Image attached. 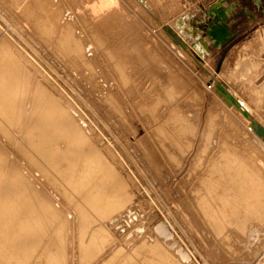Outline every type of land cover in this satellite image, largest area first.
Segmentation results:
<instances>
[{
    "label": "bare ground",
    "instance_id": "6f19581e",
    "mask_svg": "<svg viewBox=\"0 0 264 264\" xmlns=\"http://www.w3.org/2000/svg\"><path fill=\"white\" fill-rule=\"evenodd\" d=\"M53 2L36 0L34 7H30L25 0H13L10 7L23 11L29 18L48 14L34 27L38 37L52 45L55 59L70 69L68 88L72 101L46 74L34 67L13 40L0 38V142L10 134H18L13 147L26 160L25 169L29 170L36 163L43 169L39 186L32 180L33 171L26 173L16 168L5 145L0 143V182H3L0 264H194L190 252L176 240L166 222L155 212L148 211L151 206L146 208L135 198L134 182L122 159L131 161L132 170H138V166L135 161L136 165L131 164L133 156L131 160V156L126 158V143L119 146L114 140L104 142L75 106L74 100L91 117L97 115L96 111L86 108L90 103L81 89L88 88L85 83L81 84L80 76H85L89 89L97 91L115 113L124 116V110L129 108L136 114L151 116L160 142H140L143 161L151 173L161 175L162 169L168 168L172 184L180 191L177 200L191 220L202 223L217 239L224 236L223 240H229L234 228V234L236 230L248 233L250 239L258 238V228L249 225L254 221L264 222V183L249 153L228 145H210L214 135L209 133L212 132L209 128L204 138L206 145L194 159L187 160L188 143L194 139L192 128L186 125L191 122L183 114H177L183 111L179 105L169 119L163 120L157 115L163 102L176 99V92L170 88L145 89L137 84L130 74L123 47L107 30V22L115 21L110 14L112 9L104 10L108 15L102 17V22L78 32L72 21H62L58 8H51ZM223 7L230 10L231 3L229 6L223 3ZM12 10L3 14L10 17ZM206 10L202 18L186 14L163 25L171 43L178 45L180 52L189 44L198 51L194 58L199 62L212 52V40L202 32L209 22ZM220 76L213 78L217 93L246 120L253 118L239 96L240 91L231 84L233 78H228L230 82L226 79L229 76ZM112 80L116 81L119 95L126 100L128 95L133 96L128 105L118 103L109 85ZM163 91L164 95H160ZM251 124L264 143V126L254 119ZM103 129V135L110 139ZM218 146L219 149L211 151ZM184 163H188L186 168ZM161 165L164 167L160 170ZM132 210H136L135 213L147 211L141 221L147 220L150 227L147 232H140L141 237H122L110 220L122 212L130 214ZM72 212L75 216L70 219L68 214ZM143 225L144 222L139 226ZM231 243L228 246L232 247ZM262 262L259 263L264 264Z\"/></svg>",
    "mask_w": 264,
    "mask_h": 264
},
{
    "label": "rangeland",
    "instance_id": "374dc122",
    "mask_svg": "<svg viewBox=\"0 0 264 264\" xmlns=\"http://www.w3.org/2000/svg\"><path fill=\"white\" fill-rule=\"evenodd\" d=\"M11 1L13 0H0V38L5 36L13 40L23 54L30 59L34 67L46 74L57 89L72 101V95L68 88V81L72 74L70 69L55 59L52 45L38 37L37 29L34 27L43 22L48 14L31 15L29 13L31 15L29 18V15L23 11L17 12L16 7L13 8L11 5V8ZM25 1L29 3L30 7H34L36 0ZM50 1H54L51 3V8H58L62 21H72L78 28V32L102 22V17L108 15L104 10L111 8L110 14H113L115 21L107 22V30L118 39L115 42L123 47L128 64H130V74L137 80V84L145 89L166 90V88H170L176 92V99L169 103L163 102L160 105L161 108L157 109V115H160L163 120L169 119L175 115V107L178 105L182 107L179 109L183 111L177 114H183L187 121L191 122V125H186L187 128H192L191 132L194 135L193 142L188 143L190 150L187 153V160L194 159L201 147L206 145L204 138L210 128L212 132L209 133L214 135V137L212 136L214 142H211L210 145H228L236 147L235 149L244 153H249L252 158L250 160L259 167L258 172L263 177L262 183H264V143L258 139V135L252 127L253 118L249 119V123V120L247 119V121L239 110L226 103L225 98L217 93L213 85V78L215 79L216 75L219 77L221 73H226L220 77L233 78L232 82L228 79L231 84L234 83L233 85L247 99L253 98L252 101L255 100L260 106L261 112H264V50L262 49L264 42H259V40L264 41V15H259L255 20L249 17V13H252L251 11L257 7L253 0H233V3L222 0L226 6L231 3L228 23L232 32H235V37L223 46L212 48L211 54L201 62L195 60L194 55L198 56V51L191 44L180 52L179 46L171 43L163 25L173 23L178 16L186 14L202 18L205 15V10L219 0H145L147 2L145 4L138 0ZM4 6H8L6 7L8 10L3 9ZM10 10L15 13H10L12 14L10 17L13 18L3 14ZM202 32L205 34L204 30ZM258 35H261L263 40L259 39ZM255 41L258 45L255 44ZM248 44L252 45L248 46ZM239 47L242 48V55L240 54L237 58L236 49ZM233 67H235L234 70ZM230 69L235 72L233 73L235 76ZM75 78L78 84L85 83L88 88L81 89V93L84 94L87 103H90V107L86 106L87 110L97 112L96 121L74 100L75 106L84 114L88 124L95 128L96 133L103 138L104 142L109 143L114 140L119 146L123 142L126 143L124 145L126 146V158L131 156L130 159L133 156L131 164L136 162L138 170L130 169L131 161L127 162L122 159L121 155L120 158L134 182L135 198L146 208L151 206L152 208L148 211L152 214L155 212L160 219L166 222L176 240L190 252L194 264H256V262L260 264L263 261L264 222L250 223V227L253 226L260 231L259 237L254 240L248 237V233H237L238 231L235 230L234 234L235 228L231 229L232 233H229V236L233 234L231 238L235 237L234 241L230 240V237H228L229 240H223L224 236H222L223 239L213 237L210 229L198 221L191 220L190 215L188 216L180 206L177 200L180 191L172 184L168 168L162 169L164 166L161 165L160 170L163 171L161 175H159L160 172L159 174L151 173L147 169L143 161V148L140 147V142L142 144H148L151 141L152 144L160 142L154 124H151V116L147 113L136 114L129 108L124 110V116H121L106 106L97 91L89 89L88 85L90 84L85 82L87 81L84 80L85 76L79 77L80 82L78 76ZM109 85L119 99L118 103L128 105L129 98L131 99L133 96L128 95V100H126V97L119 95L114 80L110 81ZM161 94L164 95V91ZM182 104L186 106L184 107ZM254 116L255 119H260V115L255 114ZM103 128H105L104 132L107 130L109 133L107 136L110 139L103 135ZM17 139L18 134H10L4 137L0 143L5 145L13 165L25 170L26 173L30 170L33 171L32 180L40 186L43 169L39 163L29 170L25 169L26 160L13 147ZM219 146L211 148V151L219 149ZM128 147L133 155L127 152ZM187 164L184 163L185 168ZM2 186L3 182H0V190ZM159 194L160 197H158ZM150 202L152 205H149ZM135 212L136 210H132L130 214L122 212L110 220L113 228L122 237L131 238L134 235L141 237L140 232L145 233L149 229L150 225L145 219L142 220L144 225L139 226L143 224L141 219L146 216L147 211ZM68 215L70 219L75 216L74 212ZM128 230L130 232L127 235ZM248 230L250 231V229ZM231 241L232 247L228 246Z\"/></svg>",
    "mask_w": 264,
    "mask_h": 264
},
{
    "label": "water",
    "instance_id": "95a60500",
    "mask_svg": "<svg viewBox=\"0 0 264 264\" xmlns=\"http://www.w3.org/2000/svg\"><path fill=\"white\" fill-rule=\"evenodd\" d=\"M229 8L223 7V2L218 1L210 6L206 13L209 16V22L205 25L204 32L212 40V48L227 44L235 37V32L228 23Z\"/></svg>",
    "mask_w": 264,
    "mask_h": 264
},
{
    "label": "crops",
    "instance_id": "0c3cea01",
    "mask_svg": "<svg viewBox=\"0 0 264 264\" xmlns=\"http://www.w3.org/2000/svg\"><path fill=\"white\" fill-rule=\"evenodd\" d=\"M214 1H216V0H214ZM227 1L232 2V3L234 2L233 0H227ZM253 1H254V5L257 6V7H255L256 9H253V11H251L252 13H249V17L252 20H255V19H257V17L259 15H264V0H253ZM258 12H260V13H258ZM230 13L231 12H229V14ZM241 50H242L241 47L236 49L237 58H239L238 56H240V54L242 53ZM240 93L241 94L239 96L241 97L242 101L248 106V109L253 114V119L256 120L259 124L264 126V112H261L262 110L259 109L260 106L257 105L255 100L252 101L253 98L252 99H247L246 96L243 95V93L241 91H240ZM250 98H251V96H250ZM255 114L258 115V116L260 115V119H257V118L255 119V116H254Z\"/></svg>",
    "mask_w": 264,
    "mask_h": 264
}]
</instances>
